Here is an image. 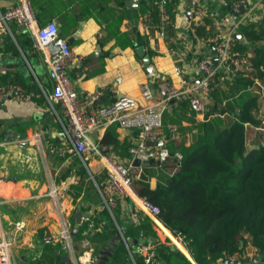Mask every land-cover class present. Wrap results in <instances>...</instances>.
Wrapping results in <instances>:
<instances>
[{"label":"crops","instance_id":"0c3cea01","mask_svg":"<svg viewBox=\"0 0 264 264\" xmlns=\"http://www.w3.org/2000/svg\"><path fill=\"white\" fill-rule=\"evenodd\" d=\"M18 1L0 0V11L17 4ZM225 2L226 0H179L175 7L176 39L175 36H169V40H176L180 42L178 46L189 49L191 58L183 55L181 47L179 48L181 67L195 80L200 73L192 63L193 54L215 58L214 48L208 44V38L223 33L229 20L239 15L238 10L237 14H233L227 8H234L233 0L227 6ZM29 3L35 18L32 29L11 24V34L0 33L1 82H14L10 78L15 75L22 79L25 87L14 83L33 94L28 99L5 98L0 101V243H9L12 264H30L39 259H43L45 264H61V255L70 258L65 245L62 244L60 250L51 252L44 243L45 236L49 235L53 240L50 245L55 246L61 242L63 227L68 228L69 232L75 227L76 211L82 214V221H86L99 209L106 208L98 191L105 184L106 175L103 159L97 152L92 151L86 158V166L78 157L88 176L83 179V186L80 185L81 178L73 175V169L69 170L70 175L67 178L60 177L61 170L70 166L72 158L77 156L69 149L63 136L62 123L54 113L53 107L58 111V106L51 104L46 96L51 91L47 60L50 53L48 48L46 51L34 48L32 31L50 21L56 23L59 36L66 40L72 52L66 73L73 88L81 96L96 90H105L95 102L97 105L110 104L119 96L134 98L139 105H144L146 102L139 89L143 82L156 76L179 86L180 79L174 72L175 59L169 51L166 38L157 34L155 23L151 22L155 0H29ZM263 3L264 1L261 7L253 11L252 18L242 24L256 23L259 18H263ZM195 6L205 12L201 35L195 34L191 26L194 20L192 9ZM187 12L191 14L190 20L187 19ZM148 16L149 25L144 31L142 21ZM238 27L235 35L238 34ZM17 34L23 44L22 48L16 41ZM138 36L143 38L145 45L138 44ZM242 39L240 40L243 41ZM247 42L244 40L248 46ZM140 46L144 47L150 57V73L144 70L142 59L135 51ZM217 79L218 89L212 96L216 101L202 93L209 105L211 119L214 120L224 119L225 116L221 117L223 111L220 110L223 104L231 103L236 107L239 98L245 96L242 99L244 101L250 94L255 93L249 88L234 92L229 90L224 71L218 74ZM33 84L36 85L35 90L31 88ZM42 88L45 94L42 93ZM256 95L257 108L253 110V115L262 119L264 98ZM162 116L163 146L169 152L173 151V155L179 153L180 145H189L193 141L200 123L203 122L202 115L190 111L186 102H171ZM106 133L117 144L125 143L128 152V148L136 142L135 131L112 124L88 135L89 144L100 146L102 151L110 146L109 153L112 158L125 161L128 156L116 152L113 145L102 142ZM177 164L174 156L163 163L149 161L140 164L136 170L140 174L137 180H144L151 189L157 185H166ZM90 184V190L96 193L95 203L91 200V194L85 191ZM114 211L122 226L138 224L139 214L148 217L154 236L144 233V243L141 244H150L153 249L157 243L168 245L175 255L183 256L191 264L195 263L188 251L171 245V234L160 219L138 210L128 198H115L109 211L115 222ZM120 229L122 228H118V236L114 239L120 237L127 248L126 238L121 235ZM140 238L141 235L137 240ZM86 244L84 248H88L91 253L96 250V246L90 242ZM102 246L108 247L101 245L99 249ZM250 249L251 246L248 245L247 250ZM96 255L98 256V252ZM70 259L71 264H87L85 259Z\"/></svg>","mask_w":264,"mask_h":264},{"label":"trees","instance_id":"16d2710c","mask_svg":"<svg viewBox=\"0 0 264 264\" xmlns=\"http://www.w3.org/2000/svg\"><path fill=\"white\" fill-rule=\"evenodd\" d=\"M231 1L226 0L225 5H230ZM178 2L179 0H169L166 6L173 20ZM151 22H158L156 3L151 11ZM192 28L195 34L201 35L204 27ZM237 32L243 37L236 39L237 48L252 53L257 76L264 79L263 18H259L256 23L240 24ZM169 36H175L176 39L174 28L166 30L165 38L169 47L176 51H180L181 47V52L187 58L192 57L184 47L178 46L180 42L170 41ZM138 37V44L145 45L143 38ZM244 40L249 42L248 46ZM16 41L22 48L18 34ZM11 48L14 50V47ZM10 81L25 87L20 77L14 75ZM2 83L0 77V84ZM251 83V78L237 76L228 83V88L233 92L238 89L246 90ZM35 86L33 84L31 88L35 90ZM217 89L207 92L206 96L212 97ZM257 97L254 93L244 101L240 100L242 97L239 100L236 98V107L231 103L222 105L220 110L227 112V116L219 119V123H215L214 119L201 122L193 141L189 145H180L178 152L181 159L166 185H157L151 189L142 179L133 182L139 196L158 206V218L163 225L171 232L183 236L196 264H210L234 252L244 254L248 251V245L260 258V262H264V130L256 129L262 127L261 119L253 115V110L257 108ZM207 114L211 113L207 110ZM102 142L113 145L116 152L125 157L129 156L126 152L127 145L117 144L108 133ZM169 153L173 156L174 152ZM73 165L75 168H71ZM71 169H75L76 175L81 178L80 185L83 186V179L88 176L78 157H73L71 165L61 170L60 177L67 178ZM90 188L92 189L91 184L85 191L91 194V200L95 203L96 193ZM113 216L115 222L105 207L99 209L92 217L82 221L74 240L80 242L93 233L90 244L96 246L93 252L95 255L101 245L111 243L113 253L107 264H132L121 238L114 239L118 236V228L124 229V238L137 240L142 233L153 237L151 221L139 214L138 224L122 226L115 211ZM47 245V249L52 252L60 250L62 242L55 246ZM154 251L155 257L163 264H191L183 256L175 255L168 245L157 243ZM132 257L136 264H146L139 251L132 250ZM42 261L43 259H39L30 264H45Z\"/></svg>","mask_w":264,"mask_h":264},{"label":"built area","instance_id":"2783aa9c","mask_svg":"<svg viewBox=\"0 0 264 264\" xmlns=\"http://www.w3.org/2000/svg\"><path fill=\"white\" fill-rule=\"evenodd\" d=\"M168 1L157 0L156 2L158 22L155 24V28L161 38H165L166 30L174 28L175 25L167 11ZM263 1L233 0V7L239 11L238 17L229 20L223 33L211 35L207 41L214 48L215 58L193 54L192 63L195 65L196 71L200 73L197 80L189 77L181 67L179 51L169 48L175 59L174 72L180 79V85L175 86L166 79L156 76L143 82L139 89L146 102L144 105H139L134 98L128 96L118 97L107 105H97L95 102L105 92L103 89L84 96L79 95L66 73L67 65L72 59V52L66 40L59 36L56 23L50 21L32 31L35 49L46 51L49 45L58 47L57 52L52 55L48 54L47 57L51 91L46 96L51 104L58 106L59 112L53 107L54 113L62 123L63 136L72 153L79 157L84 166L87 164V156L92 151L97 152L103 159L106 182L98 191L109 211L116 197H125L131 200L138 210L159 220L158 206L139 196L134 189L133 182L139 178L140 174H137L136 170L140 164H146L150 160L163 163L171 157L166 147L147 146L146 144L147 141L163 140L162 114L171 101L186 102L190 111L202 115L203 121L211 119V114H207L208 107L202 93L206 94L217 88L218 74L223 71L229 83L237 76L251 78L252 83L249 89L264 98V80L257 76L252 60L253 55L251 52L240 51L237 48L235 35V29L252 18L253 11L261 7ZM192 15L194 20L191 26H204L205 12L200 7L195 6L192 9ZM149 20L148 16L142 21L144 31L148 28ZM34 22L35 18L29 0H19L17 4L0 11V33L2 34H11V24L32 29ZM185 50L189 52V49ZM42 93L45 94L43 88ZM32 95L17 83L0 84V101L5 98L28 99ZM235 110L238 112V109ZM221 115L224 117L227 112L223 111ZM112 124L122 129L133 130L136 133V142L128 148L129 156L122 162L112 158L109 153L110 146L105 147L107 151L105 149L102 151L100 146L91 145L88 141V135L92 131ZM261 124L262 127H257V130H264V118L261 119ZM173 156L177 161L181 159L179 153ZM135 160L139 161V166L134 165ZM169 232L171 245L182 247L189 252L188 244L183 236L170 230ZM60 240L65 245L70 258L85 259L87 264L97 262V255L91 253L88 248L82 249L79 254L75 252L68 228L63 227ZM52 242V238L46 235L44 243ZM8 248V242L0 243V264H12ZM127 249L132 264H136L132 257V250L139 251L146 264H161V261L155 257V251L150 244L127 246ZM245 256H248L247 264H264V262H260V258L253 253L252 249L244 254L234 252L210 264H245Z\"/></svg>","mask_w":264,"mask_h":264},{"label":"water","instance_id":"95a60500","mask_svg":"<svg viewBox=\"0 0 264 264\" xmlns=\"http://www.w3.org/2000/svg\"><path fill=\"white\" fill-rule=\"evenodd\" d=\"M227 8L231 11V13L237 14V9L236 8H230V6H227ZM186 15H187V19L190 20L191 19L190 12H187ZM263 20H264V17H263ZM20 28H24V26L21 25ZM236 37L237 38H240L241 36H240V34H237ZM98 49H99V47H98ZM48 51L52 55V54H54L55 52L58 51V47L57 46L49 45L48 46ZM135 51H136L137 55L140 56L141 59H142V63H143V66H144V70L146 72L150 73L151 70H152V66L150 64V57L145 52L144 47H141V46L140 47H137V48H135ZM119 97H121V96H119ZM146 144H147V146H152V145L163 146L164 142H163L162 139H160V140H157V141H154V142L147 141ZM150 162H152V160H150ZM177 163H178V161H177ZM134 165L138 166L139 165V161L138 160H135L134 161ZM64 191H65V189H64ZM82 217L83 216H82L81 213H79L78 211L75 212L74 218H75V224L76 225H75V227H73L70 230V235L72 237V240L74 241V243H73V249L75 251H78V250H81L82 248H84L85 244L86 243H89L90 240H91V238L93 237V234H91L84 241L77 242V243L75 242L74 237L77 234L78 226L81 224ZM120 231H121V235L123 236L124 229H120ZM144 237H145V234L143 233V234H141V238L139 240H132V239L126 238L125 239L126 240L125 242H126L127 246L130 247V246L136 245L137 243L138 244L144 243L143 242V238ZM110 244L111 243H109L107 245L108 247L102 246L99 249L98 256H97L98 257L97 264H107L108 258L111 257L112 256V253H113L112 247L110 246ZM60 259H61V264H71V259L68 256H66V255H61L60 256ZM247 261H248V256H245V258H244L245 264H247Z\"/></svg>","mask_w":264,"mask_h":264},{"label":"rangeland","instance_id":"374dc122","mask_svg":"<svg viewBox=\"0 0 264 264\" xmlns=\"http://www.w3.org/2000/svg\"><path fill=\"white\" fill-rule=\"evenodd\" d=\"M210 98H211V99H214L213 97H210ZM244 98H245V96H243L240 100L242 101V99H244ZM213 101H216V100L214 99ZM214 122H215V123H219V120H218L217 118H215ZM82 166H83V165H82ZM83 167H84V166H83ZM84 168H85V167H84ZM85 170H86V169H85ZM72 173H73V175H75V176L78 177V175H76L77 173H76L75 169H73ZM77 177H75V178H77Z\"/></svg>","mask_w":264,"mask_h":264},{"label":"bare ground","instance_id":"6f19581e","mask_svg":"<svg viewBox=\"0 0 264 264\" xmlns=\"http://www.w3.org/2000/svg\"><path fill=\"white\" fill-rule=\"evenodd\" d=\"M181 249H183V250H184V248H182V247H181ZM184 251H185V250H184Z\"/></svg>","mask_w":264,"mask_h":264}]
</instances>
